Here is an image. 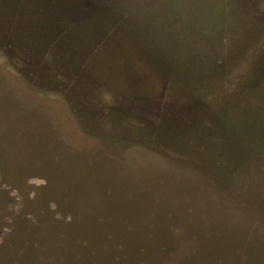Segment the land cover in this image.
Returning <instances> with one entry per match:
<instances>
[{"label":"rangeland","instance_id":"374dc122","mask_svg":"<svg viewBox=\"0 0 264 264\" xmlns=\"http://www.w3.org/2000/svg\"><path fill=\"white\" fill-rule=\"evenodd\" d=\"M262 133L264 0H0V264H264Z\"/></svg>","mask_w":264,"mask_h":264},{"label":"trees","instance_id":"16d2710c","mask_svg":"<svg viewBox=\"0 0 264 264\" xmlns=\"http://www.w3.org/2000/svg\"><path fill=\"white\" fill-rule=\"evenodd\" d=\"M228 124L230 125L231 124V122L229 121L228 122ZM240 132H245V131H242V130H239ZM248 132V131H247ZM247 132H245V133H247ZM258 133V132H257ZM249 134V133H248ZM248 134L246 135V136H244V137H242V139L244 140L243 142L245 143V140H248L249 139V136H248ZM259 134V133H258ZM259 143H264V133H262L260 136H259V138H257L256 139V145L258 146L257 148H259V149H262L261 147H260V145H259ZM246 145V147H248L247 146V144H245Z\"/></svg>","mask_w":264,"mask_h":264}]
</instances>
